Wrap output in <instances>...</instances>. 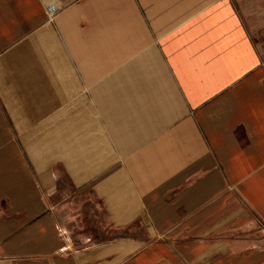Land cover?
Listing matches in <instances>:
<instances>
[{"label": "crops", "instance_id": "obj_1", "mask_svg": "<svg viewBox=\"0 0 264 264\" xmlns=\"http://www.w3.org/2000/svg\"><path fill=\"white\" fill-rule=\"evenodd\" d=\"M0 264H264V0H0Z\"/></svg>", "mask_w": 264, "mask_h": 264}, {"label": "rangeland", "instance_id": "obj_2", "mask_svg": "<svg viewBox=\"0 0 264 264\" xmlns=\"http://www.w3.org/2000/svg\"><path fill=\"white\" fill-rule=\"evenodd\" d=\"M50 13V12H49ZM50 15V14H49Z\"/></svg>", "mask_w": 264, "mask_h": 264}]
</instances>
